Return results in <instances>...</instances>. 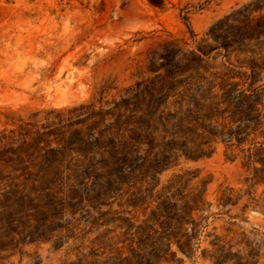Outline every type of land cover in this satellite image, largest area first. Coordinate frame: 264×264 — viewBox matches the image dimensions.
<instances>
[{
	"label": "rangeland",
	"instance_id": "obj_1",
	"mask_svg": "<svg viewBox=\"0 0 264 264\" xmlns=\"http://www.w3.org/2000/svg\"><path fill=\"white\" fill-rule=\"evenodd\" d=\"M210 30L227 34L228 45H215L206 65L210 73H230L237 85L230 103L244 115L212 122L210 157L180 160L156 178L154 197L177 175L188 181L180 193L199 197L185 253L172 241L171 253L155 259L159 240L151 233L132 264H264V0H0V132L44 123L50 111L118 98L163 76L169 49L182 56L206 46ZM148 183L138 181L141 194L134 185L110 194L103 206L92 196L35 195L25 209L0 207V264H74L92 249L105 253L97 258L104 263L109 253L97 242L121 238L116 220L136 228L156 208ZM5 192L0 185V200ZM140 195L149 198L147 211L124 205ZM100 213L112 221L92 224ZM163 222L153 225L159 234Z\"/></svg>",
	"mask_w": 264,
	"mask_h": 264
},
{
	"label": "trees",
	"instance_id": "obj_2",
	"mask_svg": "<svg viewBox=\"0 0 264 264\" xmlns=\"http://www.w3.org/2000/svg\"><path fill=\"white\" fill-rule=\"evenodd\" d=\"M211 30L201 40L206 46L198 43L182 56L178 50L169 49L162 56L163 76L137 83L118 98L50 111L44 123L26 122L1 131L0 185L6 192L0 207L8 211L25 209L35 195H64L82 202L92 196L94 203L103 206L110 194L124 188L129 191L132 185L141 194L136 185L146 179L150 181L147 192L156 208L136 228L127 220H116L121 223L118 229L123 230L121 238L113 242L103 235L97 242L98 248L109 253L101 264H132L134 254L144 251L145 241L157 235L155 259H165L171 253L172 241L185 253L190 245L187 226L193 224L192 215L199 210V197L180 193L188 182L180 175L154 197L156 178L180 160L198 162L210 157L217 137L212 122L219 117L235 123L244 115L230 103L237 86L229 83L233 79L230 73L213 74L206 65L219 48L215 45H228L227 34L219 36ZM189 33L197 43L193 31ZM218 92H222L221 97ZM176 195L181 205L172 203ZM148 199L140 195L124 205L134 209L146 205L147 211ZM109 215L100 213L92 224L111 222ZM160 219L164 220V229L159 234L153 225ZM103 255L92 249L74 264H99L97 258Z\"/></svg>",
	"mask_w": 264,
	"mask_h": 264
}]
</instances>
